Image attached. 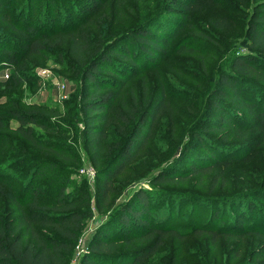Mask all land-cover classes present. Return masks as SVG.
Returning <instances> with one entry per match:
<instances>
[{
    "label": "rangeland",
    "instance_id": "1",
    "mask_svg": "<svg viewBox=\"0 0 264 264\" xmlns=\"http://www.w3.org/2000/svg\"><path fill=\"white\" fill-rule=\"evenodd\" d=\"M0 1V44L6 45L10 50L24 53L18 48L21 47L22 41H25L21 30L29 22L37 26L39 34L52 33L51 48L38 57L24 55L26 66L24 72L29 81L18 88L6 90L0 88V109H10L14 105L23 109H33V106L44 107L48 116L42 121L45 129L36 128L38 137L46 141L44 144L47 147L64 148L71 153L72 161L60 165L57 177L38 176L32 182L31 188L32 191L38 189L41 202H51L58 194V187L65 182L66 192L71 199L76 201L77 205L83 204L84 209L80 211L84 214V218L77 233L73 257L69 264H78L97 230L99 236L104 235L107 239H116L119 234L121 235L119 227L104 226V224L115 210L129 202L140 190L146 191L154 202H160L158 208L151 210L150 215L154 216L158 209L165 207L166 203H173V195L196 197L203 201L226 199L235 193H242L243 190H251L249 185L253 187V183L255 184L258 178L264 175L263 141L261 146L252 152L256 151V156L253 157L250 165L247 167L241 162H235L234 166L223 171L225 181L216 188L211 186V176H204L200 180L194 177L184 184L179 182L167 185L153 184L154 175L164 170L170 162L174 163L184 146H188L189 149L186 150L188 153L175 169L187 168V163L195 159V154H200L199 146L196 149L193 145H189L193 144L190 141L195 136L191 133H198V136H203L208 147L216 148L224 143L239 146L253 143L255 146L263 139L260 136L261 130L257 128L250 129V132L245 134V126H235L236 130L233 134L224 138L223 133L230 128H226L223 132L217 131L218 125L215 121L219 119L213 111L211 114L208 113L206 103V98L216 90L212 88L218 80V74L230 70L228 58L233 55V51L246 52L243 46L244 31L259 0H201L204 10L193 14L190 19L171 12L152 24L146 31L150 36L158 34L157 37L168 39L166 52L156 60V65L152 69L141 66L136 76L126 82L122 93L123 101L127 105L133 100L141 102L142 95L146 93L143 108L139 109V113H142L151 102L164 95L167 106L153 123L152 129H149L145 144L136 145L137 148L130 161L126 163L121 161L118 164L121 166H116V169L112 170V174L117 172V175L112 179V193L103 209L98 208L94 197L97 190L95 178L97 170L91 162L90 148L85 136L87 112L82 111L79 105L83 91L81 70L68 53L67 37L59 38L63 40V44H55L58 34L67 32L66 29L82 30L83 26V29L89 26L86 28L89 30L96 26L100 17L111 15L112 19L116 20V25L112 28L110 22L103 20V29L108 31L107 28L110 27L108 32L112 38L138 25L157 11L167 9L168 2L173 1L181 5L189 0H103V2L95 0V3L106 5L105 8L100 7L99 11V4L92 6L94 1L91 0H52V6L45 9V15L43 10L46 5L45 0H34L30 5H26V0ZM92 7L95 9L90 11ZM90 20L94 21L93 25L86 24ZM218 23L223 24L218 26ZM13 27L17 28V31ZM198 32L212 38L215 43L208 39L198 40L199 38L195 36ZM100 34V31L93 33L92 38L95 42L104 41ZM131 42L130 39L119 47L125 44L128 46ZM184 42L194 51L176 55L174 51ZM8 72L0 71V80L6 79ZM124 109L122 107L121 111ZM139 113L136 120L140 117ZM208 117L213 120L207 119ZM211 121H214L213 125L210 124ZM136 122L133 123L134 127L132 124L127 129V138L132 133L135 134ZM16 125V122L11 120L5 132L6 138L0 139V182L3 179L13 181L15 186L22 189V183L30 178L34 168L53 158L13 135ZM211 127L216 128L215 132L204 135L203 131ZM109 134V140L104 147L110 150L111 154H115L123 146L126 136H120L116 128H113ZM142 136L146 137V134L140 132L138 139ZM242 151V155L251 153L249 148ZM102 157L104 156L100 158ZM106 163L108 160L104 159L102 165ZM27 165H30V169L25 168ZM248 168L257 172L252 176V181L246 176ZM174 171L171 170L168 175ZM3 191L9 193L10 190L4 187ZM6 193L2 195L0 192L1 225L5 222L14 224L18 217ZM256 201L264 205V199L257 198ZM190 208L192 209L190 206L182 208L179 220L187 217ZM155 217L159 224L167 219H161V216ZM150 220L152 223V218ZM203 221L205 223L206 218ZM216 226L217 222L214 228ZM34 229L45 236H53L49 229L38 226ZM130 231L129 237L141 236L144 233V230L135 227ZM263 238L264 235L258 239L247 236L231 241L221 237L212 242L207 235H190L181 242L167 241L165 247L144 264H259L261 260H258L257 256L260 252L264 253ZM143 245L133 244L137 248Z\"/></svg>",
    "mask_w": 264,
    "mask_h": 264
},
{
    "label": "trees",
    "instance_id": "2",
    "mask_svg": "<svg viewBox=\"0 0 264 264\" xmlns=\"http://www.w3.org/2000/svg\"><path fill=\"white\" fill-rule=\"evenodd\" d=\"M91 1H94L92 6L99 4L95 3V0ZM33 2L34 0H26V5ZM258 2L244 31L243 46L246 52L233 51V55L228 58L230 70L218 74V80L212 88L216 90L206 98V103L208 113L211 114L213 111L219 119L215 121L218 125L217 131L223 132L226 128H230L223 133L224 138L233 134L236 130L235 126H245V134L250 132V129L257 128L261 130L260 136L263 139L255 146L253 143L243 146L224 143L217 148L214 146L211 148L206 145L203 136H198L196 132L191 133L195 135L190 141L193 144H188L196 149L199 146L200 154H195V159L187 163V168L175 169L188 153L186 151L189 149L188 146H184L174 163L170 162L171 164L166 165L164 170L154 175L153 184L167 185L177 182L184 184L194 177L200 180L204 176H211V186L216 188L225 181L224 170L234 166L235 162H241L248 167L256 156V151L252 152L264 141V0ZM45 4L44 15L48 6H52V0H45ZM177 4L173 1L168 2L167 9L157 11L138 25L112 38L108 31L110 27L116 25V20L112 19L111 15L100 17L96 26L89 30H86L89 26L85 29L83 26L82 30L66 29L67 32L58 34L55 44H63V40L59 38L66 36L69 41L68 53L81 70L83 91L79 105L82 111L87 112L84 130L90 148L91 162L97 170L95 174L97 190L94 197L99 209H103L112 193L111 182L117 175V172L112 174V170L116 169L121 161L124 163L130 161L137 148L136 145L145 144L149 129H152L153 123L167 106L164 95L151 102L142 113H139V109L143 108L146 93L142 95L141 102L133 100L127 105L123 101L122 93L126 82L136 76L141 66L152 69L156 65V60L166 52L168 39H161L157 37L158 34L150 36L146 31L152 24L171 12L190 19L193 14L204 10L201 0H189L184 4ZM98 6V11L100 7H106L102 3ZM94 9L95 7H92L90 11ZM103 20L110 22L108 31L103 29ZM93 23L94 21L90 20L86 24L93 25ZM220 24L223 23L217 25ZM14 30L17 31V28ZM98 31L101 32L99 36L104 40L103 42H95L92 38L93 33ZM21 34L25 41H22L18 49L23 50L24 53L10 50L6 45L0 44V71H9L7 79L0 80V88L5 90L18 88L29 81L24 72L26 68L24 55L38 57L53 46L50 40L52 33L39 34L37 26L30 22L21 30ZM195 36L199 38L198 40L208 39L215 43L203 33L198 32ZM130 39L132 42L128 46L125 44L119 47ZM193 51V48L184 42L174 52L176 55H181ZM122 107L125 108L123 111H121ZM138 113L140 117L136 120ZM47 116L44 107L33 106V109H23L14 105L10 109H0V139L6 138L5 132L10 121L14 120L17 125L13 129V135L53 158L35 167L30 178L22 183V189L15 186L13 181L3 179L0 182L2 195L6 193L3 191L4 187L10 190L6 195L18 216L14 224L9 222L0 224V264H69L73 257L77 233L84 218V214L80 211L84 209L83 204L77 205L76 201L71 199L66 192L65 182L58 187V194L51 202H41L38 189L33 191L31 189L32 182L38 176L57 177L60 165L72 161L71 153L66 149L47 147L44 144L46 141L38 137L36 128L45 129L42 121ZM207 119L213 120L210 117ZM135 122V134L132 133L127 138V129ZM213 123L214 121H211L210 124ZM113 128L119 131L120 136H126L123 146L115 154H111V151L104 147ZM215 129L214 127L206 129L203 131L204 135ZM140 132L146 134V137L142 136L138 139ZM246 148H249L251 153L242 155V150ZM102 155L104 157L100 158ZM104 159H107L108 163L102 165ZM29 166L25 168L30 169ZM173 169L175 171L168 175ZM247 170L246 176L252 181V176L257 172L250 168ZM253 185V187L249 185L251 190H243L242 193H235L221 200L203 201L196 197L173 195V203H166L165 207L158 209L154 216L150 215L151 210L158 208L160 202H154L146 191L140 190L129 202L115 210L104 224V226L119 227L121 235L119 234L116 239H107L104 235L99 236L97 230L78 264H144L165 247L167 241L181 242L190 235H207L212 242L221 237L231 241L247 236L261 238L264 235V205H260L261 203L256 199H264V175L260 176ZM185 206H190L192 209H188L185 219L182 217L179 220L182 208L185 209ZM165 208L166 210L163 211ZM155 216L167 219L159 224ZM216 222L217 226L214 228ZM185 223L190 225H184ZM36 226L51 230L53 236L38 233L34 229ZM132 227L144 230V233L141 236L129 237ZM134 243L144 245L137 248L133 246ZM257 259L261 260L259 264H264V253L260 252Z\"/></svg>",
    "mask_w": 264,
    "mask_h": 264
},
{
    "label": "built area",
    "instance_id": "3",
    "mask_svg": "<svg viewBox=\"0 0 264 264\" xmlns=\"http://www.w3.org/2000/svg\"><path fill=\"white\" fill-rule=\"evenodd\" d=\"M5 77H6V79H7L8 75H6Z\"/></svg>",
    "mask_w": 264,
    "mask_h": 264
}]
</instances>
